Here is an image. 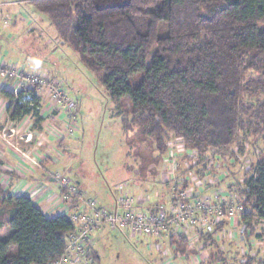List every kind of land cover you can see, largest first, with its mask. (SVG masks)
Wrapping results in <instances>:
<instances>
[{
  "label": "trees",
  "instance_id": "1",
  "mask_svg": "<svg viewBox=\"0 0 264 264\" xmlns=\"http://www.w3.org/2000/svg\"><path fill=\"white\" fill-rule=\"evenodd\" d=\"M15 1L49 21L61 46L97 77L111 117L125 132L136 129L160 165L172 137L203 156L257 151L251 179L244 189L236 187L252 212V235L264 240V231L253 228L264 220V0ZM25 94L40 104L35 90L16 96L0 89L13 121L40 113L17 104ZM72 230L65 216H46L28 196L3 197L0 264H50L64 254ZM260 251L245 264H264ZM237 255L229 254L233 264H239ZM228 259L216 260L212 252L209 263L229 264ZM94 260L99 262L96 252Z\"/></svg>",
  "mask_w": 264,
  "mask_h": 264
},
{
  "label": "built area",
  "instance_id": "2",
  "mask_svg": "<svg viewBox=\"0 0 264 264\" xmlns=\"http://www.w3.org/2000/svg\"><path fill=\"white\" fill-rule=\"evenodd\" d=\"M11 20L6 18L4 26H10ZM0 89L16 96L22 90H35L39 105L34 104L30 94L16 100L17 104L40 113L48 106L55 109L63 123L55 131L57 138L71 137L77 130V102L46 71L30 73L25 65L8 63L0 54ZM32 139L29 135L27 141ZM43 141L39 139V143ZM234 152V157L227 158L217 151L203 156L188 149L181 138L172 137L163 158V191L137 192L129 181H124L109 187L111 207L100 205L66 174L48 172L47 181L27 188V195L44 214L65 216L73 225L64 254L50 264H95L92 234L104 228L125 232L133 240L149 239L152 244L149 253L157 255L158 264H211V252H217L219 243L226 238L239 249V264H245L260 249L257 246L262 240L252 235L247 221L252 212L244 205L246 195L236 187L239 183L245 188L244 184L254 173V165L245 152L237 149ZM41 154L35 152L32 157L21 153L19 159L25 167L29 166L28 161L33 168L40 169L49 159L48 153H43L46 160ZM222 157L232 160L233 165L241 159L244 177L232 179V173L222 169ZM253 225L256 233L260 226L264 231L263 219ZM199 242H203L200 247Z\"/></svg>",
  "mask_w": 264,
  "mask_h": 264
},
{
  "label": "rangeland",
  "instance_id": "3",
  "mask_svg": "<svg viewBox=\"0 0 264 264\" xmlns=\"http://www.w3.org/2000/svg\"><path fill=\"white\" fill-rule=\"evenodd\" d=\"M19 7L23 8L20 12L15 8L7 10V16L11 15L15 22H20V18L25 20V25L21 23L23 35L19 42L16 41L14 44V48H23L25 58L23 57L17 64L14 63L21 66L23 62L29 71L28 69L32 67L30 61L26 62L29 55H33L37 60L43 58L41 60L43 67L38 70L46 71L58 79L78 104V128L74 135L67 139H71L73 143L70 140L69 145L64 144L63 146L67 150L65 162L69 167L66 170L57 169L55 171L66 174L74 183L80 180L82 186L100 205L108 207L113 204L109 187L124 181H129L137 192L146 190L151 193L154 190L153 187H155V191L162 192L164 189L161 184L163 166L162 163L160 165L159 161L155 160L157 154L152 156L148 151L147 144L137 139L136 129L125 132L121 129L120 121L111 117V103L97 77L83 66L80 57L75 52L59 44L56 33L51 38L53 29L50 30L51 26L48 20L33 7L21 4ZM261 28L263 29V27ZM142 78L143 74H140L130 84L135 87ZM55 112L57 111L54 110L53 113ZM31 124H34L32 128L37 132L43 129V126L37 123L34 118L28 123V127ZM47 125L54 131L61 126L60 121H57V124L46 122L45 126ZM51 135L50 133L49 136ZM48 144L47 141L41 146V155L44 160L46 159L43 157V153L47 149L46 147H49ZM260 149L264 152L263 143H260ZM256 152L251 147L246 152L252 165L258 158ZM34 154L30 156L33 157ZM16 156L19 159L20 153H16ZM149 156L152 157L148 158L147 162H143L144 160L141 159H147ZM225 157L227 158L229 155H225ZM52 159L54 158L49 157L47 160L52 161ZM223 161L222 169L225 172L233 173L232 179L244 177L241 159L235 165L232 164V160H224L222 157L221 163ZM157 172H159L158 176H156ZM143 180H147V182ZM138 182L146 185H138ZM260 230L261 226L258 230L259 233L262 231ZM3 234L5 235L6 231ZM92 241L94 251L99 257V262L95 261V264H158L157 255L152 256L149 253V247L152 245L149 239L133 240L125 232L104 228L92 234ZM219 244L220 247L216 248L219 249L220 255L213 251V247L210 248L214 252L215 258L221 259L226 255V258H229V264H233V259L229 257V254L238 252L239 249L232 246L233 244L228 238ZM202 245L203 242L198 243V247ZM257 247L262 250L260 254H264V240L260 241ZM207 248L209 247L205 245V250H208Z\"/></svg>",
  "mask_w": 264,
  "mask_h": 264
},
{
  "label": "crops",
  "instance_id": "4",
  "mask_svg": "<svg viewBox=\"0 0 264 264\" xmlns=\"http://www.w3.org/2000/svg\"><path fill=\"white\" fill-rule=\"evenodd\" d=\"M10 8H15V10H18L19 12L23 10V8L19 7L18 2L15 0H0V54L4 56V60L6 62L17 64L18 62H21L19 60L23 59V57L25 58V51L23 48H14L16 41L19 42V39L23 35L22 24L24 23L25 25V20L20 18V22H15L13 17H11L12 20L10 26L5 27L4 21L8 18L7 10ZM44 21L46 22L45 19ZM30 25H32V23H30ZM51 29L53 28L51 27L50 30ZM54 36L55 30L53 29V31L51 30V38ZM42 59L39 58L37 60V58L33 57V55H29L26 62L30 61L32 67L28 69V72L40 73L41 71H39L38 68L43 67L41 61ZM22 64L26 66L23 62ZM8 107L9 103L0 96V135L3 136L0 138V199L10 196H28L27 188L30 189L37 183L47 181L46 174L48 172L55 171L57 169L66 170L67 167H69L65 162L67 159V150H65L63 146L64 144L69 145V141L71 139H67L70 137L65 138L66 141H62L64 138L56 137V130L54 131V129L49 128L48 125L45 126L46 122L57 124V121H60L61 126L63 125L61 115H56L57 112L53 113L55 109L48 106V108L44 109L42 113L35 115L30 114L22 117L21 120L13 121L8 113ZM51 112L54 114L53 116ZM33 118L37 120V123H40L43 126L41 131L37 132L33 130L32 127L34 124H31L30 127H28V123ZM50 133L52 134L51 136H49ZM29 135L33 136L32 141H27ZM40 138H43L44 140L41 143H39ZM47 141L49 142V147H46L47 149L44 153H48L49 157H53L54 159L52 161H44L42 163L43 167L40 169L33 168L27 160L26 163H28V167L21 164V159H18L16 153L19 152L20 154H27V156L39 151L42 153L41 146H43ZM76 184H78L81 189L86 190L85 187L82 186V182L80 180H78ZM46 216L56 217L57 214Z\"/></svg>",
  "mask_w": 264,
  "mask_h": 264
}]
</instances>
